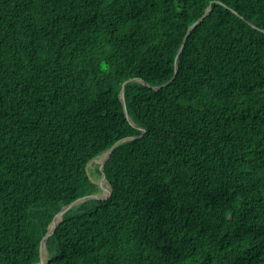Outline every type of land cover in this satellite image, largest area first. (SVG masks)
Instances as JSON below:
<instances>
[{"label": "trees", "instance_id": "trees-1", "mask_svg": "<svg viewBox=\"0 0 264 264\" xmlns=\"http://www.w3.org/2000/svg\"><path fill=\"white\" fill-rule=\"evenodd\" d=\"M131 137L46 264H264V0H0V264Z\"/></svg>", "mask_w": 264, "mask_h": 264}, {"label": "water", "instance_id": "water-1", "mask_svg": "<svg viewBox=\"0 0 264 264\" xmlns=\"http://www.w3.org/2000/svg\"><path fill=\"white\" fill-rule=\"evenodd\" d=\"M211 10V4L207 7L204 15L198 19L194 24H192L189 28H188V31L183 39V42H182V45L183 43L185 42L188 34L191 32V30H193L201 21L202 19L207 16L209 14ZM181 45V47H182ZM180 47V48H181ZM179 53V52H178ZM178 53L176 55V60H177V56H178ZM176 60H175V68H174V75L176 73ZM174 75L173 77L170 79V81H168L167 83L163 84V85H160V86H157V87H154L153 89L154 90H160L161 88L163 87H166L168 84H170L173 79H174ZM128 82H139V83H142L143 85L147 86L142 80L140 79H129L128 81H125L123 82L122 86H121V89H120V92H119V97H120V100L122 102V106H123V110H124V115L125 117L128 119L129 123L135 127V125L130 121V119L128 118V114H127V109H126V105H125V98H124V89H125V85L128 83ZM138 130H141L140 128L136 127ZM142 131V130H141ZM143 132V131H142ZM132 139H135L133 137L131 138H125V139H122V140H119L117 141L111 148H109L106 152H104L100 157H101V160L99 162V170H100V173H101V181L97 184L98 187L100 189H102V191H105V194L103 193H98V194H94V195H90V196H85V197H82V198H79L77 200H75L74 202L62 207L58 213L54 216L53 220L51 221L49 227H48V231L47 233L45 234V236L43 237L42 241H41V244H40V249H39V261L37 264H46L47 262V257H48V253L46 251V242L48 240V238L54 233L55 229L57 228V226L60 224V222L62 221V218L63 216L65 215L66 212H68L70 209H72L73 207H76L78 206L79 204L87 201V200H100V199H104L106 197H108L111 193V188H110V185L109 183L105 180L104 178V173H103V168H104V165L106 163V161L108 160V158L110 157L111 153L113 152V150L118 146L120 145L121 143L125 142V141H128V140H132ZM95 159H92L88 165L94 161ZM87 165V167H88ZM104 183L107 184V187H104Z\"/></svg>", "mask_w": 264, "mask_h": 264}, {"label": "rangeland", "instance_id": "rangeland-1", "mask_svg": "<svg viewBox=\"0 0 264 264\" xmlns=\"http://www.w3.org/2000/svg\"><path fill=\"white\" fill-rule=\"evenodd\" d=\"M99 158H101V157L96 158L87 167V172H88V175H89L91 181L96 183V184H98L101 181V175L97 172V170H99L97 168V166L100 162V160H98ZM104 187H107L106 183H104ZM99 192L105 194V191H102V189H100Z\"/></svg>", "mask_w": 264, "mask_h": 264}, {"label": "bare ground", "instance_id": "bare-ground-1", "mask_svg": "<svg viewBox=\"0 0 264 264\" xmlns=\"http://www.w3.org/2000/svg\"><path fill=\"white\" fill-rule=\"evenodd\" d=\"M98 160H101V158H99Z\"/></svg>", "mask_w": 264, "mask_h": 264}]
</instances>
